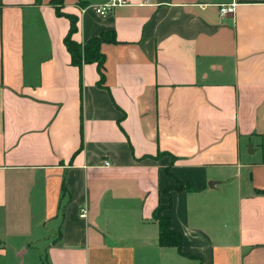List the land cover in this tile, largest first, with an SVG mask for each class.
<instances>
[{
  "label": "crops",
  "instance_id": "obj_1",
  "mask_svg": "<svg viewBox=\"0 0 264 264\" xmlns=\"http://www.w3.org/2000/svg\"><path fill=\"white\" fill-rule=\"evenodd\" d=\"M111 2L0 0V264H264V0Z\"/></svg>",
  "mask_w": 264,
  "mask_h": 264
},
{
  "label": "trees",
  "instance_id": "obj_2",
  "mask_svg": "<svg viewBox=\"0 0 264 264\" xmlns=\"http://www.w3.org/2000/svg\"><path fill=\"white\" fill-rule=\"evenodd\" d=\"M57 14L66 16L71 23L70 31L67 37L65 38V45L71 55L72 63L78 67L83 66V64H97L101 75V81H100L101 84L104 78L103 70L105 65V55L102 53L101 47L106 42L115 43L116 39L114 38L112 33L105 32L98 37H94L88 40L85 44L77 43L73 39V35L77 31V17L74 15L61 13L59 8L57 9ZM179 190H191V188L189 186L187 187L181 186ZM161 210L162 207L158 208L155 214V218L160 226V236H159L160 246L176 248L181 255L185 257H191L190 255L182 252L181 250L182 235L179 231L174 230L171 227L170 220L161 215Z\"/></svg>",
  "mask_w": 264,
  "mask_h": 264
},
{
  "label": "built area",
  "instance_id": "obj_3",
  "mask_svg": "<svg viewBox=\"0 0 264 264\" xmlns=\"http://www.w3.org/2000/svg\"><path fill=\"white\" fill-rule=\"evenodd\" d=\"M125 0H112V2L108 5H105L103 7H98V8H95V11L97 14L101 15V16H106L108 14H110L112 12V10L123 4ZM234 12V6L231 5V6H223L221 8V14L223 16L225 15H228V14H232ZM106 166H109V163L106 162L105 164ZM85 215L83 214L82 217H84Z\"/></svg>",
  "mask_w": 264,
  "mask_h": 264
}]
</instances>
